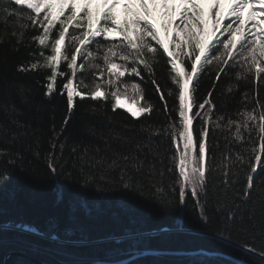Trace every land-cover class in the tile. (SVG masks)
<instances>
[{
    "label": "snow or ice",
    "instance_id": "snow-or-ice-1",
    "mask_svg": "<svg viewBox=\"0 0 264 264\" xmlns=\"http://www.w3.org/2000/svg\"><path fill=\"white\" fill-rule=\"evenodd\" d=\"M22 46L29 49L27 58L10 64L11 58L19 59L16 54ZM0 49L4 55L0 96L8 98L2 107L10 119L8 127L0 128L9 144L0 147V184L8 185L13 171L24 170L30 156L42 157L50 180L63 177L79 186L81 195L72 209L94 213L89 192L131 194L140 200L149 192L151 204L160 212L178 214L173 218L175 228L162 227L159 233H187L200 241L211 238L213 244L196 247L209 252L227 248L226 254L237 257L231 262L203 257L186 264H257L244 253L264 264V178H260L264 174V98L260 95L264 0H0ZM161 60L168 66L173 85L167 89V96L176 101L171 108L156 80ZM209 70L215 78L201 101L196 93L201 76ZM29 72L43 73V98L50 102L59 94L66 100L59 129L55 123L48 129L46 151L41 150V135L49 110L43 100L28 96L16 76ZM85 72L92 73L90 82ZM229 73H234V79L225 86L227 95L222 93L225 109L242 81L252 86L251 92H242L244 107L236 118L226 110L217 115L212 98L221 75ZM144 74L163 102L165 121L160 126L145 123L138 131L128 125L105 131L81 120L79 132L86 139H73L71 145L69 137L61 139L76 115L77 98L109 101L113 111L125 109L136 120L150 116L155 105L146 101L145 88L137 82L144 81ZM13 94L32 113L28 119H21L24 113L11 101ZM197 119L198 126L194 125ZM56 197L62 200L63 191H57ZM10 198H15L14 190ZM189 199L200 222L198 228L186 226L184 210ZM121 203L129 207L128 200ZM214 221L215 230L207 231ZM146 223L141 220L98 240L127 244L121 249L126 254L141 251L145 239L157 234L146 229ZM19 231L58 245L74 238L81 246H94L84 231L68 227L61 235L54 220L46 232L13 220L0 222V232ZM13 264L29 262L18 259ZM72 264L121 261L98 256Z\"/></svg>",
    "mask_w": 264,
    "mask_h": 264
},
{
    "label": "trees",
    "instance_id": "trees-1",
    "mask_svg": "<svg viewBox=\"0 0 264 264\" xmlns=\"http://www.w3.org/2000/svg\"><path fill=\"white\" fill-rule=\"evenodd\" d=\"M31 33H29L30 35ZM35 48V45H32ZM26 47L22 46L17 58H11V63H17L19 60H25L28 56ZM3 49H0V59H3ZM168 66L161 60L156 65V80L160 84L161 89L164 90L165 97L168 101L169 107L176 104L174 97L167 96V89L173 88L170 78L168 76ZM86 82L93 79L92 73H83ZM17 78L26 87L29 97L35 96L37 99L44 101L45 107L49 110L45 114V127L41 135V150L48 149V141L50 132L48 131L51 123H55L59 129L64 114L66 112V100L59 94L49 102L43 98V73L27 74L17 73ZM144 81L137 79L145 88V99L155 105L150 116L140 117L136 120L131 117L124 109L111 108V103L106 100L92 101L85 99L81 101L77 98V110L73 120L69 121L66 131L61 139L65 136L69 137L68 144L71 145L73 139H86L79 132L81 120H87L97 126H101L103 130L107 128H115L117 131L121 130L124 125L138 131L142 124L154 123L160 126L165 121V114L162 111V101L159 94L155 91V86L149 81L147 74H144ZM127 78V77H126ZM215 78V73L211 70L207 71L200 78V85L196 93L197 98L202 99L207 95L211 89L212 82ZM234 79V73L228 75H221L220 81L213 94V100L217 105V115L221 112L227 111L228 115L236 118V113L243 110L244 104L241 101L242 92H251L252 86L246 82H241L235 92L234 97L230 96L226 109L222 107L223 97L222 93H226V84ZM39 81L40 83H37ZM261 98H264V87L260 89ZM8 99L7 96H0V128H6L10 125V119L7 118L3 111V103ZM11 101L15 102L19 109L24 113L21 119H28L32 113L27 110V107L21 103L16 94L11 96ZM253 105L249 104L251 108ZM95 109L93 113L91 110ZM196 109H194L195 111ZM54 116V121L51 117ZM111 117V121H109ZM194 125H199V120L194 121ZM126 134H129L126 132ZM221 135V134H217ZM98 143V141H95ZM221 145L225 143L220 139ZM0 147H9L7 138L0 133ZM238 147V145H233ZM68 147L65 150V159H69ZM29 163L24 166V170L13 171L8 185L0 184V222L4 220H13L16 223H26L30 227H35L39 232H46L48 224L55 221L57 224V231L63 235L65 228L71 227L79 231H84L88 234L94 246H81V242L74 238L65 241L64 245L50 243L41 236L33 233H24L19 231L14 232H0V264H4L6 255L10 251H22L28 255L34 256L48 264H72L75 261H87L98 256H107L108 259L119 260L121 264L126 261L127 264H186L187 261L197 260L199 258L207 257L208 259H215L219 257L224 262H231L237 259L236 256L226 254L229 249L224 252H209L207 249L197 248L198 243L213 244L211 238L200 241L197 237L191 236L187 233H178L171 231L169 233H159L158 230L162 227L175 228L174 217L177 213H163L152 205V193H145V200H140L128 194H96L93 192L87 193L90 200L95 202V212L88 214L85 211L76 208L72 209L71 205L81 195L79 186L74 183L63 181L61 179H49V170L46 167L44 159L28 158ZM68 167H71L69 163ZM75 176V174H74ZM260 178H264V174ZM167 180L165 181V183ZM147 183V181H146ZM15 191V198L11 197V192ZM63 191V199L58 201L56 197L57 191ZM128 200L129 207H122V201ZM184 218L186 226L189 224L192 227L198 228L200 222L197 220V214L193 207V202L189 199L188 207L184 210ZM145 220L146 229L157 230V234L147 237L140 245L141 251H136L132 254H126L121 249H126L127 244L117 245L115 243H105L98 240L99 237L110 233H115L138 225L139 221ZM197 223V224H196ZM217 222L213 224L207 231H214ZM145 244L147 247H145ZM33 248L38 249L33 251ZM249 259H255L259 264V258L254 257L250 253H244ZM24 259L29 264H35L22 256L13 257L8 264H13V261ZM244 259H247L245 257ZM238 264H243L242 261Z\"/></svg>",
    "mask_w": 264,
    "mask_h": 264
},
{
    "label": "water",
    "instance_id": "water-1",
    "mask_svg": "<svg viewBox=\"0 0 264 264\" xmlns=\"http://www.w3.org/2000/svg\"><path fill=\"white\" fill-rule=\"evenodd\" d=\"M16 256H22L26 259H28L29 261L35 263V264H48L34 256H31V255H28L22 251H10L6 257H5V260H4V264H6V260H7V264L10 262V260L13 258V257H16Z\"/></svg>",
    "mask_w": 264,
    "mask_h": 264
},
{
    "label": "rangeland",
    "instance_id": "rangeland-1",
    "mask_svg": "<svg viewBox=\"0 0 264 264\" xmlns=\"http://www.w3.org/2000/svg\"><path fill=\"white\" fill-rule=\"evenodd\" d=\"M121 103H124L126 106L129 104V102H128V101H125V100H122ZM132 107H133V109H134L135 106H132ZM124 110H125V109H124Z\"/></svg>",
    "mask_w": 264,
    "mask_h": 264
}]
</instances>
